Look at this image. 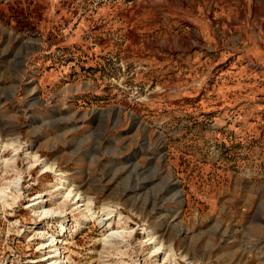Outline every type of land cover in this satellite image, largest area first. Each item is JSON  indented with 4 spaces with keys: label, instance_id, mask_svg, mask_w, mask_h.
Returning <instances> with one entry per match:
<instances>
[{
    "label": "rangeland",
    "instance_id": "374dc122",
    "mask_svg": "<svg viewBox=\"0 0 264 264\" xmlns=\"http://www.w3.org/2000/svg\"><path fill=\"white\" fill-rule=\"evenodd\" d=\"M55 250L264 264V0H0V264Z\"/></svg>",
    "mask_w": 264,
    "mask_h": 264
},
{
    "label": "bare ground",
    "instance_id": "6f19581e",
    "mask_svg": "<svg viewBox=\"0 0 264 264\" xmlns=\"http://www.w3.org/2000/svg\"><path fill=\"white\" fill-rule=\"evenodd\" d=\"M175 184H173V186H171V187H175L174 186ZM129 191V190H128ZM71 195V191L70 192H68V195H67V197H69ZM78 195V192L76 193V196ZM174 197L176 198V199H178L179 198V192H175L174 193ZM37 207V206H36ZM156 208V206L154 207L153 206V208H152V210L153 209H155ZM159 208V207H158ZM49 212L47 211H44L43 213H42V215H47ZM119 237V235L118 234H116V233H112L111 235H109V238H110V241H116L117 240V238ZM153 237H151V239H152ZM119 239V238H118ZM157 241V240H156ZM158 242H160V241H157V243ZM162 246V243H160V246L159 247H157V249L156 250H159V248ZM169 251V250H168ZM170 252V251H169ZM53 256L51 257V258H49V263L50 264H52V262L55 260V262L54 263H56L57 262V259H58V257L60 256V253H59V251L58 250H55L54 252H53Z\"/></svg>",
    "mask_w": 264,
    "mask_h": 264
},
{
    "label": "crops",
    "instance_id": "0c3cea01",
    "mask_svg": "<svg viewBox=\"0 0 264 264\" xmlns=\"http://www.w3.org/2000/svg\"><path fill=\"white\" fill-rule=\"evenodd\" d=\"M197 21H198V25H195L194 28L198 30L200 37L205 39L208 37L210 38V36H212L210 25L203 23L201 18L200 19L198 18Z\"/></svg>",
    "mask_w": 264,
    "mask_h": 264
}]
</instances>
